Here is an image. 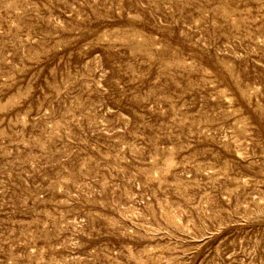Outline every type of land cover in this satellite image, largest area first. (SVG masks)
I'll use <instances>...</instances> for the list:
<instances>
[{
	"label": "rangeland",
	"instance_id": "obj_1",
	"mask_svg": "<svg viewBox=\"0 0 264 264\" xmlns=\"http://www.w3.org/2000/svg\"><path fill=\"white\" fill-rule=\"evenodd\" d=\"M0 264H264V0H0Z\"/></svg>",
	"mask_w": 264,
	"mask_h": 264
}]
</instances>
